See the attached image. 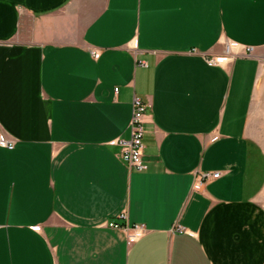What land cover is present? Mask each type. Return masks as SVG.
Listing matches in <instances>:
<instances>
[{"label":"crops","instance_id":"0c3cea01","mask_svg":"<svg viewBox=\"0 0 264 264\" xmlns=\"http://www.w3.org/2000/svg\"><path fill=\"white\" fill-rule=\"evenodd\" d=\"M0 136V264H264V0H0Z\"/></svg>","mask_w":264,"mask_h":264},{"label":"built area","instance_id":"2783aa9c","mask_svg":"<svg viewBox=\"0 0 264 264\" xmlns=\"http://www.w3.org/2000/svg\"><path fill=\"white\" fill-rule=\"evenodd\" d=\"M94 57L99 56V51L94 50L92 51ZM235 51L233 47V43L228 41L225 43L224 47V54L220 56H211L207 58V61L210 65H218V64H225L228 63L233 59L235 56ZM117 90V89H116ZM149 108V104L144 101L140 96L135 95L133 99V113L132 119L130 123L131 127V136L129 139H117L116 142L121 146L120 156L131 166L138 170H146L148 169L149 165L144 160L143 153H144V122L147 110ZM0 143L9 147L13 148L14 143L10 142L4 136H0ZM220 176L219 172H203L197 171L195 173V181L193 184V188L195 190L201 191L205 184L211 178H217ZM118 217L124 220V223H119L116 221H110L108 225L110 227L119 228L126 232L128 243H134L139 238H141L147 228L145 224H133L129 225L128 223V215L126 212H122L118 215ZM179 231H184L183 228H179Z\"/></svg>","mask_w":264,"mask_h":264}]
</instances>
